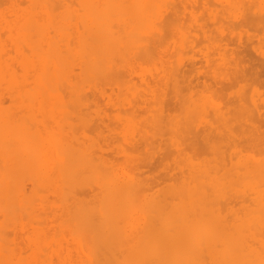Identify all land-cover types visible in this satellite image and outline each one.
<instances>
[{
  "label": "bare ground",
  "instance_id": "obj_1",
  "mask_svg": "<svg viewBox=\"0 0 264 264\" xmlns=\"http://www.w3.org/2000/svg\"><path fill=\"white\" fill-rule=\"evenodd\" d=\"M236 26L264 0H0V264H264Z\"/></svg>",
  "mask_w": 264,
  "mask_h": 264
},
{
  "label": "rangeland",
  "instance_id": "obj_2",
  "mask_svg": "<svg viewBox=\"0 0 264 264\" xmlns=\"http://www.w3.org/2000/svg\"><path fill=\"white\" fill-rule=\"evenodd\" d=\"M236 27H237V26H236ZM245 27H247V26L241 27V29H240V27L238 26L237 29H239V31H241V34H242V32H245V33H246V35H245V33H243L244 35H243V37H242V36H241V37H242V39H243L244 41L247 42V44H248V42H250L249 44H252L253 42H255L254 44H252V45H254L255 50L253 51V48H254V47H252V45H249V44H248V45L250 46V48L252 47V48H251L252 51L249 50L250 48H247V50H249V51H246V49H243V47H248V46L246 45V42H243L242 40H241V42L244 43V44L239 43V46L237 47L238 44H236V43H238L239 41L235 39V41H233V40L230 41V42H232V43L229 42L230 45H229V52H228V55L230 54L229 56H232V55H231L232 53H234V56H237V55H238L235 59H236V60H237V59H240V60H237V61L239 62V64H240V69H242L243 72H244V69H243V68H246V67H247V66H245V64L248 65V64H249V61H248V60L251 59V60H250V63H251V64L253 63V64H252V66H250L251 64H249L248 67H250V68L252 67V68L250 69V68L247 67L246 70L249 69L250 71L248 72V70H247V73L250 74L251 76H253V78L256 77V78L258 79V82H257V79H256V78H255L256 81H255V79H253V81H252V80L250 79V78H251L250 75H247V73L245 72L246 75H245V79L242 80L243 82L240 81L241 83H240V82H239V83L236 82V83L238 84V86H240V84H241L240 88H242V86H243V88H244L243 90H245L246 94H250L249 96H252V95H254V92H255L254 90H258V89H259V90H262V92L264 91V85H263V82H264V80H263V73H264V71H263V67H264V66H263V65H260V64H261V63H260L261 59L258 60L260 57L257 56V55H258V54H257V53H258V52H257V49H258L259 47L264 46V44H263V43H264V42H263V40H264V35H262V34H264V33H262V32H264V31L259 30V32L261 31V32H260V33H261V36H263V37H261V36H258V35H260L259 32H258V30L254 31L253 28L250 29V27H249V28H245ZM243 28H244V29H243ZM245 29H247V30L250 29L249 31H250L252 34H254V36L251 35V33L248 32V31L245 30ZM244 30H245V31H244ZM251 30H253V31H251ZM236 31H237V30H236ZM237 32H238V31H237ZM247 32H248V33H247ZM253 32H254V33H253ZM256 32L258 33V35H257ZM255 33H256V34H255ZM247 35H251L252 37H251V36H247ZM244 36H246V37H244ZM255 36H256V37H255ZM248 37H249V38H248ZM250 37H251V38H250ZM257 37H259V38H258L259 40L256 39ZM253 38H254V39H253ZM245 39H246V40H245ZM261 39H262V40H261ZM247 40H248V41H247ZM249 40H250V41H249ZM251 40H252V41H251ZM255 40H256V41H255ZM235 42H236V43H235ZM260 42H261V43H260ZM234 43L236 44V46H235ZM259 43H260V44H259ZM232 44H233V45H232ZM231 45H232L233 47H231ZM241 45H242V46H241ZM245 45H246V46H245ZM255 45H256V46H255ZM257 45H258V46H257ZM260 45H261V46H260ZM234 46H235V47H234ZM236 47H237L238 49H237ZM241 47H242V48H241ZM257 47H258V48H257ZM233 48H234V49H233ZM240 48H241V50H240ZM256 48H257V49H256ZM198 49H199V48H197V50H198ZM231 49H233V50H235V49L240 50V51H241V55H240V51H239V53H238V52H235V51H237V50H235V51L233 52V50H231ZM242 49H243L244 51H246L247 54H246ZM263 49H264V47H263ZM230 50H231V52H230ZM242 52L245 53V54H243ZM254 52H255V53H254ZM256 52H257V53H256ZM236 53H237V54H236ZM248 53H250L251 55H252V53H254L255 59L258 60L259 63H260V64H258V65H259V66H258V69H257V66H255L258 62L254 61L255 59H253L251 56H248V55H250V54H248ZM235 54H236V55H235ZM242 54L245 55V56H248V58L245 57V61L247 60L246 62H245V61L243 62V60H244L243 57H244V56H243ZM198 55H199V57H198ZM200 55H201V54H198V53H197L195 56H196V58L198 57L197 59H200ZM239 56H240V58H239ZM241 56H242V58H241ZM249 57H251V58L249 59ZM256 57H258V58H256ZM252 60L255 62V64H254V62H253ZM242 65H244L245 67H243ZM241 66H242V68H241ZM254 66H255V67H254ZM260 66H261V69L259 68ZM262 66H263V67H262ZM254 69H257V70H255L256 72H255V71L252 72ZM259 69H260L262 72H260ZM246 70H245V71H246ZM250 72H251L252 74H251ZM256 73H257V74H256ZM258 74H259V75H258ZM260 74H262V75H260ZM255 75H256V76H255ZM257 75L259 76V78L257 77ZM246 76H247V77H246ZM260 76H262V77H261V80H263V82L261 81L262 84H261L260 81H259ZM201 78L203 79V77H201ZM248 78H249V79H248ZM193 79H194V80L196 79L195 81L193 80V82H195V84L192 83V85H191V87L194 86L193 91H194L196 88H198V87H199V88L196 89L195 91L205 90V89H204L205 86H203V83H202V82L205 81V79H204V80L198 79V82H197V77H194ZM246 79H247V80H246ZM245 80H246L247 82H246ZM250 80H251V82H250ZM199 81H200V82H199ZM201 81H202V82H201ZM254 81L257 82L256 84L260 83V84L258 85V87H259V86H263V88L261 87V88H258V89H257L256 84H254V83H255ZM196 82H197V83H196ZM244 82H246V84H244ZM252 82H253V83H252ZM198 83H199V86H198ZM200 83H201V84H200ZM208 83H209V81H208ZM236 83H235V85H232V84H229V85H228V84L225 83L226 88H225V86L223 87V85L221 86V84L219 85V88H218V85H217V86H216V85H212V84H211V85L214 86V87L216 86V87H215V88H216V92H218L217 90H221V91H222V89H220V87H222L223 89L225 88V90H224L223 92L219 91V92H221V93H216V94H219V96L217 95V97H220L221 95H222V96H223V95L226 96V97H223V100L225 101V100H227V99L229 98L230 94H232L233 90H234L235 93L238 92V91L240 90V88L237 86ZM250 83H252L254 86H251L252 84L250 85ZM195 85H196V88H195ZM244 85H247V86L245 87ZM249 85L251 86V88H252V87H253V88L250 89V86H249ZM202 86H203V87H202ZM228 86H229V88H231V89H228ZM235 86H236V87H235ZM232 87H233L234 89H233ZM201 88H202V89H201ZM235 88H238V90L235 91V90H236ZM255 88H256V89H255ZM199 89H200V90H199ZM214 90H215V89H214ZM226 90H227V91L230 90V91H232V92H231V93H230V92L227 93ZM246 90H247V91H246ZM250 90H253V91H254L253 94H251L252 91H250ZM225 92H226V93H225ZM248 92H250V93H248ZM258 92H259V91H258ZM258 92H255V95H257ZM222 93H224V94H222ZM235 93H233V94H235ZM226 94H228V95H226ZM233 94H232V95H233ZM258 94H260V93H258ZM262 94L264 95V92H263ZM262 94H261V95H258V97L260 96V97L262 98ZM255 98H256V97H255ZM263 98H264V97H263ZM262 128H264V127H262ZM262 128H261V129H262ZM263 130H264V129H262V131H263ZM263 135H264V131H263ZM168 162H170V161H168ZM160 169H161V168H160ZM160 169H158V170H160ZM158 170H155V171H153V172L155 173V172L158 171ZM161 171H162V170H161ZM153 172H152V173H153ZM156 173L159 174L160 171H158V172H156ZM156 173H155V174H156Z\"/></svg>",
  "mask_w": 264,
  "mask_h": 264
}]
</instances>
